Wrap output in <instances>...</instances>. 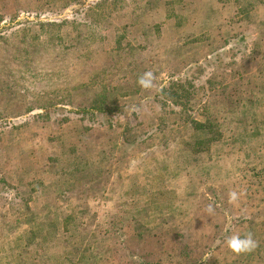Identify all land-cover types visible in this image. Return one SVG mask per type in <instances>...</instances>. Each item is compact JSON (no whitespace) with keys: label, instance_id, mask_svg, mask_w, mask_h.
I'll return each instance as SVG.
<instances>
[{"label":"rangeland","instance_id":"obj_1","mask_svg":"<svg viewBox=\"0 0 264 264\" xmlns=\"http://www.w3.org/2000/svg\"><path fill=\"white\" fill-rule=\"evenodd\" d=\"M1 14L0 264H264V0H0ZM241 81L250 98H230ZM172 83L195 98L176 105ZM98 94L112 119L76 113ZM214 116L219 140L189 149L188 119ZM49 155L96 165L60 180ZM249 233L254 251L228 249Z\"/></svg>","mask_w":264,"mask_h":264},{"label":"trees","instance_id":"obj_2","mask_svg":"<svg viewBox=\"0 0 264 264\" xmlns=\"http://www.w3.org/2000/svg\"><path fill=\"white\" fill-rule=\"evenodd\" d=\"M71 2H75L76 0H70ZM5 14V13H4ZM0 16H3L4 15H0ZM54 25H57L56 23L55 24H51V23H47L46 24H43V23H36V26L39 28V29H42L43 27H51V26H54ZM24 36H26V34H24ZM25 38V37H24ZM254 50L257 51V49H260V46L259 44H255ZM249 58V57H248ZM51 78V76H50ZM52 79H50L51 81ZM242 83V90H238L236 89V91L233 92V94H231L229 97L232 98L234 95H237V97H239L241 100L243 98L244 95H246L247 97L250 98L251 94H252V91H250L249 89H246V87L244 88V86L246 85V83ZM175 85H178V83H172L170 84L168 87L166 88H163L162 91H160V93H163L166 94V92L169 90L170 93L169 95H171L172 98L175 97L174 99V103L176 105H186V104H189L190 100L192 98H195V94H193L192 90L190 89L193 85H190L189 87H186L185 86V89H181L183 84L181 83L179 85L180 89H181V93H178L176 91H174V87ZM212 85V84H211ZM213 86V85H212ZM210 87L211 89H209L210 91V94H212V96L215 94L214 92V89L213 87ZM167 95V94H166ZM229 95V94H228ZM233 95V96H232ZM241 96V97H240ZM106 96L105 94H98L96 95V97L94 98V103L92 104L91 108L88 107V109H79L76 111L77 114H83L85 112H89V111H95L97 113H100L101 115L105 116L107 118V120H110L112 119V110L110 109V107H108L109 105H107V101H106ZM186 99V101H185ZM184 101L186 104H184ZM250 102V101H248ZM247 104L246 101H242V105L245 106ZM59 105V104H58ZM212 105L211 103H208L207 105L204 106V109L205 110H208V107ZM48 109V108H58L54 103H49L45 109ZM122 110L119 109V112H121ZM215 117H206L204 121H199L197 120L196 118L194 119H191L189 121L188 119V122L190 123V125L193 127L194 131H198L199 134L198 135H195V137H193L194 139V143H191L190 141H185V144L186 146L190 149L194 148V151L200 153V152H207L209 151L210 147H211V144L214 143V141H217L219 140L220 136H219V129L217 127V123H215ZM148 133V131H144L143 134H146ZM152 134H148V137L147 138H142L141 135L140 136H135L133 137L131 140H129L128 142H130L133 146L135 145H139V144H143L144 142H146V140H148L149 138H152L151 137ZM73 147H79V144L78 146L76 144L72 145V152L74 151V148ZM83 147V146H82ZM75 148V150L77 149ZM84 148V147H83ZM105 153V152H103ZM108 154V153H107ZM106 154V155H107ZM39 151H36L35 153V156L36 158L39 156ZM50 155L52 156H55V153H51ZM49 155V157H47V163L44 165L45 166V170L50 174H53V176H60V180H63L65 178V180L69 179L70 181L72 182H76L78 180L77 178V175L83 171H90V170H93L94 169V165H96V161L93 162V159H87V161L83 164V165H79V164H76V163H69L71 166H73L72 168H68V167H65V166H62L60 165L58 167V164L59 162L57 160H55L53 157H51ZM85 157H81V162L79 161V159H77L80 163H83L85 161ZM103 157V156H102ZM105 158V157H103ZM39 162V158L37 159V163ZM70 165H67L69 167H71ZM91 172V171H90ZM93 181V178L91 179ZM58 182L57 180L56 181H52L47 184H42L41 182L38 183L37 185L38 186H41V187H44L46 190V192H49L51 191L52 187H54L55 185H57ZM139 221V220H138ZM138 223V222H137ZM107 233V232H106ZM140 234L141 236V233H137V236ZM191 247V248H190ZM187 249L189 250L188 253H192L195 250V246L190 244L188 245ZM182 253H179L178 256L180 257ZM140 256L142 258V260H144V255H138V254H133L131 255V257H138ZM135 259V258H134ZM156 262V261H155ZM160 261L156 262V263H150V262H146V261H139L140 264H157L159 263ZM75 264V263H74ZM188 264H205L204 263V259L203 258H198V259H195V260H190V262H188Z\"/></svg>","mask_w":264,"mask_h":264},{"label":"clouds","instance_id":"obj_3","mask_svg":"<svg viewBox=\"0 0 264 264\" xmlns=\"http://www.w3.org/2000/svg\"><path fill=\"white\" fill-rule=\"evenodd\" d=\"M152 75L151 72H146L138 79V84L143 88L150 87ZM229 200L230 202H235L237 200V193L235 191L229 194ZM209 211H211V207H209ZM226 245L232 253L239 255L254 251L257 247V242L254 240L251 233L244 236L235 234L226 240Z\"/></svg>","mask_w":264,"mask_h":264}]
</instances>
